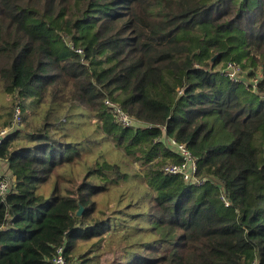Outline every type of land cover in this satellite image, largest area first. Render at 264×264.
Segmentation results:
<instances>
[{
    "label": "trees",
    "instance_id": "1",
    "mask_svg": "<svg viewBox=\"0 0 264 264\" xmlns=\"http://www.w3.org/2000/svg\"><path fill=\"white\" fill-rule=\"evenodd\" d=\"M0 92V264H264V0H0Z\"/></svg>",
    "mask_w": 264,
    "mask_h": 264
},
{
    "label": "built area",
    "instance_id": "2",
    "mask_svg": "<svg viewBox=\"0 0 264 264\" xmlns=\"http://www.w3.org/2000/svg\"><path fill=\"white\" fill-rule=\"evenodd\" d=\"M76 51L81 52L80 49ZM235 64L230 63L228 65L227 73L233 78L235 75ZM105 103L110 108L111 113L113 114L114 119L118 124L124 127L133 126V118L125 112L118 104L107 99ZM19 110L18 108L15 111L14 117L9 127L0 129V142L6 134L11 131L15 126H17L20 122ZM178 150L182 155L183 161L181 164H172L165 167V170L170 173H180L185 180H194L198 183L200 181L193 178V174L196 171L195 161L192 155L188 152L184 145H178ZM10 187V176L5 170V165L2 163V159L0 157V195H4L6 191ZM52 264H78L75 261L68 260L63 253V249L61 247L56 249V255L53 259Z\"/></svg>",
    "mask_w": 264,
    "mask_h": 264
},
{
    "label": "rangeland",
    "instance_id": "3",
    "mask_svg": "<svg viewBox=\"0 0 264 264\" xmlns=\"http://www.w3.org/2000/svg\"><path fill=\"white\" fill-rule=\"evenodd\" d=\"M1 95V92H0V129L1 128V123L2 121H4L6 118H9L10 115H9V112H10V103H11V97L10 96H2ZM13 119V117H12ZM12 119L10 121V124L12 122ZM82 122L80 123H75V124H69L68 128L70 130H72L73 128H75V133H78L79 131H81L83 129V131L86 130L87 134L92 132L91 129H92V125L93 123L92 122H89V120H83L81 119ZM88 123V124H86ZM82 131V132H83ZM82 137V136H81ZM93 146V144L90 145L89 148H86L84 149L83 153H82V159L83 161H87V162H91V160H93L94 158H96V150L99 149L100 152H104L105 154L107 155H112V159L114 160V158L116 160H119L122 156L121 152H118L117 149L113 146V145H110L106 142H103V143H100V144H96L93 146V149H91ZM131 167V164L129 161H126V164L124 165V169L125 170H129ZM84 168V165L82 163H78L77 165L74 164V166L72 167V171L75 172V173H80ZM132 169L133 170H139V166L137 164H132ZM130 181L129 182H125L124 183V186L127 188L128 185H129ZM123 185L122 182H119V184L117 186H112L110 188V190L108 192H111V193H116V189H119L121 186ZM51 188V183H48L44 186L43 190L45 191L46 194H48L49 190ZM101 198H104L106 199L105 202H111L113 200L112 196L110 194H104L102 195L101 197L98 198L99 200V207H103L104 203L105 202H101ZM105 250L107 251L106 254H104L103 256V259L101 261L100 264H116V262H118L119 258H120V255L118 256V251H119V248H116V244H111L108 246V248L104 247ZM103 250V249H102ZM118 264V263H117Z\"/></svg>",
    "mask_w": 264,
    "mask_h": 264
},
{
    "label": "water",
    "instance_id": "4",
    "mask_svg": "<svg viewBox=\"0 0 264 264\" xmlns=\"http://www.w3.org/2000/svg\"><path fill=\"white\" fill-rule=\"evenodd\" d=\"M82 211H83V207H82V205H80L79 208L76 211V214L80 215Z\"/></svg>",
    "mask_w": 264,
    "mask_h": 264
}]
</instances>
